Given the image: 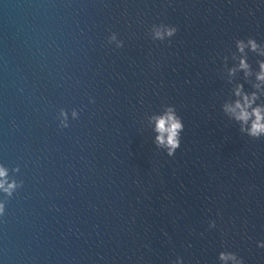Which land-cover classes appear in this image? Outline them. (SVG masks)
<instances>
[{
  "label": "water",
  "instance_id": "95a60500",
  "mask_svg": "<svg viewBox=\"0 0 264 264\" xmlns=\"http://www.w3.org/2000/svg\"><path fill=\"white\" fill-rule=\"evenodd\" d=\"M261 63L264 0H0V264H264V135L226 111Z\"/></svg>",
  "mask_w": 264,
  "mask_h": 264
},
{
  "label": "clouds",
  "instance_id": "9594fccd",
  "mask_svg": "<svg viewBox=\"0 0 264 264\" xmlns=\"http://www.w3.org/2000/svg\"><path fill=\"white\" fill-rule=\"evenodd\" d=\"M170 34V33H169ZM240 51L243 52L244 46L240 45ZM255 44H252L253 50H255ZM248 64L246 61L241 60L240 61V70H243L245 72V75H249L248 71ZM233 73H230V75ZM256 79L260 81L262 84H264V63L260 64V72L257 74ZM259 87V86H257ZM235 95L237 97V100L235 101L234 105H230L226 107V111L230 112L234 118L238 121L243 122L244 124H248V122L251 120V126L248 129L249 135L252 136H260L264 135V108L255 106L256 100L258 99V96L255 92L249 96L248 94L243 92V86H238ZM254 117V119H253ZM171 121L173 126V131L171 133L172 139L169 143L170 149H175L179 147V132L182 130V124L179 122L178 119H175L174 117H161L157 124V131L161 133V136L166 131L165 125ZM161 136H158L157 139L161 143H163V140L161 139ZM171 154V152H170ZM7 176V171L0 167V190L5 192H10L12 185L9 187H5L4 178ZM221 259L224 261L227 260H234L235 258L228 255H221Z\"/></svg>",
  "mask_w": 264,
  "mask_h": 264
}]
</instances>
